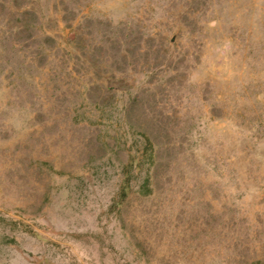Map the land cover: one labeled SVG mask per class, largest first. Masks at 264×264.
<instances>
[{
  "label": "rangeland",
  "instance_id": "obj_1",
  "mask_svg": "<svg viewBox=\"0 0 264 264\" xmlns=\"http://www.w3.org/2000/svg\"><path fill=\"white\" fill-rule=\"evenodd\" d=\"M0 264H264V0H0Z\"/></svg>",
  "mask_w": 264,
  "mask_h": 264
}]
</instances>
